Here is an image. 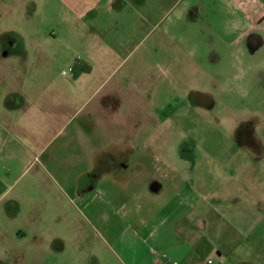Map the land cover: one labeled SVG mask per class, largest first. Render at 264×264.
<instances>
[{"label": "rangeland", "instance_id": "1", "mask_svg": "<svg viewBox=\"0 0 264 264\" xmlns=\"http://www.w3.org/2000/svg\"><path fill=\"white\" fill-rule=\"evenodd\" d=\"M84 1L0 0V264L162 258L168 247L134 229L159 225L166 206L190 210L195 195L174 198L176 185L203 177L213 193L234 162L263 177L264 70L246 69L260 56L217 36L202 52L193 35L149 33L155 0L145 28L136 14L133 32L110 26L95 44ZM77 60L92 70L74 79ZM242 188L237 207L258 208ZM206 248L198 258H213Z\"/></svg>", "mask_w": 264, "mask_h": 264}, {"label": "crops", "instance_id": "2", "mask_svg": "<svg viewBox=\"0 0 264 264\" xmlns=\"http://www.w3.org/2000/svg\"><path fill=\"white\" fill-rule=\"evenodd\" d=\"M150 1L92 0L82 2L83 8L90 12L95 22V26L92 24V30L89 31L91 34L88 37L94 42L100 40L103 31L105 35L110 26L114 30L131 28L133 32L134 21L128 22V20H135L136 14L139 19L136 31L139 32L146 27L149 20L143 9L149 5ZM151 4L149 16L153 18L155 24L149 33L154 34L162 29L167 35L170 26L166 21H170L174 14L181 17L188 14L196 23L187 27L185 37L193 35V40L200 44V46L197 45L199 47L196 50L203 52V46L211 48L204 45L205 39L214 41L217 36L218 39L225 40V45L232 54H245V51H249L260 56L257 61H250L248 65H245L248 72L257 70L263 72L264 0H203L202 3L197 0L187 2L184 0H155ZM158 11L159 17H157ZM184 43L186 45L185 40ZM250 166L247 162L245 166L241 162H234L231 166L234 170H230L228 178H222L223 182H220V185L224 184L223 188L216 187L213 193L209 191L210 182L203 177H199L196 187L193 183L183 187L176 185L178 190L174 198L180 196L181 200H188L195 195L196 201L190 210L180 214L177 208L168 209L166 206L154 214L157 219H161L159 225L153 224L151 228L149 224L139 223L137 226L139 229H134L139 243H147V240L152 239L155 243L159 241L160 245L165 244L168 247L163 248L166 249V255L162 258H125L123 263L264 264V184L261 185L263 193L257 194L253 191V188L257 187L256 183L264 182V173L263 177L254 170L253 174L251 170L248 173ZM175 181L172 180V182ZM178 182L187 183V180L180 179ZM239 183L242 184L238 185ZM240 188L244 190L241 195L247 198V202H252V195H260L262 204L258 208H238ZM172 220L174 223L167 230L168 227L164 226L172 223ZM205 228L208 229L207 235ZM143 229L144 231L149 229L147 237L142 235ZM166 233L170 235V238H167ZM195 246L203 253V249L207 247L205 249L207 255L213 258H198ZM153 255L157 256L156 253Z\"/></svg>", "mask_w": 264, "mask_h": 264}, {"label": "flooded vegetation", "instance_id": "3", "mask_svg": "<svg viewBox=\"0 0 264 264\" xmlns=\"http://www.w3.org/2000/svg\"><path fill=\"white\" fill-rule=\"evenodd\" d=\"M196 17L197 16H195V18ZM192 21H193V19H191L190 15H188V14H186L185 17L175 15V19H174V15H173L172 19L170 21H167V25L169 24V26H170V28H169L170 31L168 32L167 35L170 36L171 38H173L174 36H180L182 38V36L186 33L187 27L190 24H193L194 22L196 23V21H193V22ZM77 61H80V60H77ZM73 66L71 67L72 69H73ZM71 73H73V70ZM73 77H74V74H73ZM166 114H168V113H166ZM96 160H95V162H96ZM99 167H101V169L103 168L102 160H97L95 170L98 169Z\"/></svg>", "mask_w": 264, "mask_h": 264}, {"label": "trees", "instance_id": "4", "mask_svg": "<svg viewBox=\"0 0 264 264\" xmlns=\"http://www.w3.org/2000/svg\"><path fill=\"white\" fill-rule=\"evenodd\" d=\"M72 70H73L74 78L78 79L83 74H89L92 68L90 65L84 62L77 61V63L74 64ZM179 156L181 159L189 161V162H192L194 160V153L190 149L189 145L186 143H183L181 145L180 150H179Z\"/></svg>", "mask_w": 264, "mask_h": 264}, {"label": "built area", "instance_id": "5", "mask_svg": "<svg viewBox=\"0 0 264 264\" xmlns=\"http://www.w3.org/2000/svg\"><path fill=\"white\" fill-rule=\"evenodd\" d=\"M69 71H70V72H72V68H70V70H69ZM63 74L65 75V74H66V72H64Z\"/></svg>", "mask_w": 264, "mask_h": 264}]
</instances>
